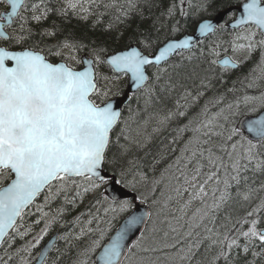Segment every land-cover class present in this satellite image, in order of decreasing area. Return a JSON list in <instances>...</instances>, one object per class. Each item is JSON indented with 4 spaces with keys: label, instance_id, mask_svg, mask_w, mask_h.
Wrapping results in <instances>:
<instances>
[{
    "label": "snow or ice",
    "instance_id": "snow-or-ice-1",
    "mask_svg": "<svg viewBox=\"0 0 264 264\" xmlns=\"http://www.w3.org/2000/svg\"><path fill=\"white\" fill-rule=\"evenodd\" d=\"M179 2V15L187 17L184 0ZM6 3L10 11L0 14V264H59L61 256L50 259L48 255L55 248L54 243L36 256L32 252L67 211L66 205L75 208L77 201L83 202L86 196L108 183L109 177L105 174V168L110 163L107 153L113 144L111 133L121 117V111L114 107V101L106 100L100 106L93 99L107 97L109 91L98 87L101 77L94 71L93 63L109 66L113 72L112 78L116 80L121 75L127 77L129 87L137 92L143 91L145 103L148 104L157 85L161 92L169 93L177 87V83L172 82L169 69L175 71L185 59L190 61L192 55L185 57V52L191 53L200 43L198 37L213 33L214 26L204 21L198 24L193 34H187L181 21L175 19L176 0H171L166 7L165 0H109L108 3H104V0H64L63 7H53L50 0H35L31 4L27 0H6ZM100 7L106 11L114 10L113 21L106 30L123 25L124 30L131 27L132 31L127 38L124 30L118 31L114 37L117 42H124L123 48L114 49L106 55L101 53H107V48L94 50V61L81 58L78 62L87 65L82 71L75 70L65 62H51L42 54L43 50H35L36 45L18 48L28 44L37 34L26 27L29 17L20 15L21 9L25 12L30 10L31 21L40 24L52 14L67 16L69 10L74 14L79 11L83 13L82 18L87 19L93 14V8ZM96 15L101 17L104 13ZM14 18L20 21L18 30L8 35L5 28L13 27ZM134 18H138L139 23L132 27ZM148 21L147 28L140 27V24ZM245 24L250 27L234 38L231 47L233 53L244 51L245 59L257 48L260 49L258 75L253 77L250 72L245 77L249 81L247 87L254 88L258 80L264 79V0H247L242 4V16L233 27ZM55 31L44 29L39 35L51 37ZM161 32H165L163 40ZM257 33L260 37L258 40L255 39ZM86 47L82 42L65 40L50 46L48 51L49 55L61 56V49L74 53ZM219 47L217 44L215 48L208 49L209 68L200 77L202 88L212 87L213 66L218 63L225 71L241 66L230 58L222 61L215 59L219 56ZM53 48L57 50L53 52ZM200 56L205 57L202 48ZM174 57H179V62L170 63ZM68 58L76 59L75 56L64 57L65 60ZM153 68L155 71L150 72ZM165 74L168 77L161 83ZM102 79L107 81L109 77ZM203 95V91H197L192 96L186 90L181 97L186 103L181 105L178 100L176 109L191 107ZM189 96L192 97L190 103ZM221 100L222 97L216 99L215 103L219 104ZM242 100L245 105L254 104L264 108V93L259 96L245 95ZM233 107L229 104L227 111L221 108L208 116L206 103L201 110L205 117L203 120L191 129L185 125L176 130L178 136L189 130L193 132L177 158L179 175L174 177L176 185L171 188L176 197H182L185 193L188 196L178 209L181 215L175 217L177 222L184 218L194 203H199L187 220L188 230L180 239L174 237V242L168 243V231L163 233L162 238L158 237L161 229L154 223L151 229L140 231L136 241L128 243L129 234L134 229L139 230L138 225H145L151 217L152 213L145 212L143 215H132L105 242L115 216L106 221L107 227L101 228V220L89 211L87 215L90 218L81 226L75 239L80 241L85 236L90 239L77 253L73 264H181L191 260L194 249L200 247L201 241L188 243L187 247L177 245L192 237L199 228L207 233L204 239L210 243L205 249L204 258L197 264H220L221 261L223 264H240L241 261L243 264H256V257L264 259V195H259L264 192V181L255 186V175H264V115L243 121L240 126L229 127L231 117L236 115ZM236 108H239V102ZM250 111H256V107ZM185 115V111H169L158 123L166 125L174 117ZM115 144L121 152L127 151V146L119 143V135ZM171 167L173 165H169ZM112 170L115 171L114 166ZM249 172L253 174L252 177L247 175ZM41 195L43 203H36ZM172 199V195L167 197L165 208ZM58 200L62 203L55 214L45 210ZM254 200H258V203L243 216L233 218L231 214L226 215L219 227L215 226L216 213L225 206L235 203L246 209ZM94 201L96 204L101 202L99 197H94ZM145 202L146 198L141 201ZM33 207L35 213L39 214L33 223L43 222L44 227L32 240H26L31 235L32 226L27 224L25 217L34 214L31 211ZM117 207L120 212H126L131 204L123 201ZM117 207L105 208V215L109 211L115 213ZM80 219V216L75 217L76 222ZM206 221L212 223L213 227H208ZM94 222L97 227H89ZM169 230L173 233L179 231L171 222ZM146 232L151 235H146ZM17 239L25 243L14 247ZM98 249L102 250L93 258ZM166 249L176 251L166 253L163 262L159 256L153 255ZM213 250L215 254L209 256ZM56 251L59 252V249ZM248 254L251 260L247 259Z\"/></svg>",
    "mask_w": 264,
    "mask_h": 264
},
{
    "label": "trees",
    "instance_id": "trees-1",
    "mask_svg": "<svg viewBox=\"0 0 264 264\" xmlns=\"http://www.w3.org/2000/svg\"><path fill=\"white\" fill-rule=\"evenodd\" d=\"M245 1L246 0H184L183 8L188 13V16L181 17L179 15V8L181 5L179 0H176L177 15L175 19L181 21V25L186 28L187 34H192L198 23L207 19H212L211 17H214L230 8L238 7ZM108 2L109 0H104V3ZM170 2L171 0H165V7ZM29 3L31 2L29 1ZM156 11L159 12V9ZM100 12H103L104 15L98 17L96 13ZM113 16L114 10L109 9L106 11L103 7L93 8V14L87 19L75 17L70 12L67 14V16H58L55 14L49 15L46 21L36 26L35 33L37 34L33 36L28 44L20 45L18 48H28L32 45H36L35 50H43L42 53L45 54V56L51 62H63L65 56L63 54L61 56L49 55V47L58 45L60 42L65 40L78 41L87 45V47L75 52L77 58L87 55L94 60V50H98L102 47L107 48V53H101V55H106L111 54L114 49L124 47L123 41L117 42L114 39L118 31L124 30L123 25L117 26V28L114 30H106L109 23L113 21ZM138 23V18H134L131 21L132 27H135ZM148 23H150V21L140 24V27L147 28ZM44 29H55V35L51 37L40 36L39 32H42ZM131 31V27L127 30H124L125 38L131 34ZM243 32L244 31L238 33L231 32L223 27L218 30L214 36L202 43L198 49L195 50V52L185 54V57L192 55V59L190 61L185 59L182 62V66L175 71L169 69V73L172 74V82L177 83V87L169 93L161 92L159 85H157L155 94L152 96L151 102L148 104L145 103L146 97L144 92L139 91L132 97V100L128 106L123 109L120 122L112 132L111 138L113 144L107 153V159L110 163L107 164L105 172L112 175L116 181H121L118 184L125 190L135 194L139 201H142L146 198L145 203L151 208L152 212V220L148 226V229H151L155 223V225L161 229V231L157 234V236L161 238L163 237V233L168 231V243L174 242L169 237V222H171L173 227H177L179 230L183 231L187 226V220L191 216L192 211H194L195 208L199 206L198 202L194 203V207L187 211L182 220L177 222L175 219V217H179L181 215L178 209L180 208V205L187 199L181 200L183 196L176 197L175 193L171 191V188L176 185V180L174 177L179 175L176 167V161L177 158L181 156V153L177 152L176 148L174 154L171 155V157H168L169 155L167 156V154L171 152L172 143H175L172 138L168 137L169 134L179 125L181 128L185 125H188L189 129L195 127L201 120L205 118L201 110L204 108L206 103H208L207 114L208 116H211L218 112L221 108H225V110H227V105L229 104H232L234 107H236L237 102H239L240 105V103L243 102L242 98L245 95L259 96L261 93H264V89L258 94L255 92L256 87H247L249 81L245 79V77H247L250 72H252V76L254 77L255 74L253 73L259 69L261 59L259 48H257V50L251 54L249 59H247L245 62H241V66L237 70L225 71L220 70V68H218L216 65L213 66L215 68L214 74L209 73L214 75V79L211 81L212 87L207 89L200 87V77L204 76L206 74L205 70L209 68V64L207 62V60L210 59L207 57L208 49L215 48V46L219 44L220 47L217 49L219 56H232L234 54L231 47L232 42L237 35ZM164 36L165 32H161L160 37L162 40L164 39ZM243 42L244 41L241 43ZM237 43L240 42L237 41ZM201 48L205 53V57L200 56ZM52 50L55 52L57 49L53 48ZM219 56L214 58H221ZM66 60L68 61V59ZM174 61L179 62V57L173 58L170 63ZM96 66L98 67L97 73L99 77L100 74L102 77H104L107 72L109 74L111 73L106 65L98 66L96 64ZM253 69H256V71L253 72ZM149 71L154 72L155 69L153 68ZM167 77L168 74H165L161 80V83H163ZM123 90L124 88H122L119 94H121ZM186 90L191 92L192 96L196 95L197 91H203L204 95L199 99L196 106L191 108L189 107L187 109L183 107L176 109V102L178 100L181 105L186 103L185 100L181 99ZM221 97V102L216 104L215 100ZM190 98L192 97H188V102ZM93 99L99 105L103 103V101L97 97H94ZM253 107H256V111H250V109ZM184 109L185 111L189 110L184 117H181L180 119L169 120L166 125H160L158 123V121L167 115L169 111L176 112ZM262 110H264V108H260L254 104L252 106L243 104L239 113L234 116L233 122L229 127L236 126L237 120L239 118L247 115H256ZM182 118L184 119L181 120ZM190 121L191 124L189 123ZM121 130H123L122 135ZM188 133L193 134V132ZM118 135L119 143L127 146L126 152H121L115 144ZM125 137H127V139H125ZM182 163L183 162H181V167ZM169 165H173V167L169 168ZM113 166L115 167V171L112 170ZM247 175H249V177L253 176L251 172L247 173ZM157 181L159 183H156ZM261 181H264V175L256 174L255 186H257L258 183L260 184ZM233 194H235L234 190ZM169 195H172L173 199L165 208L164 203ZM41 197L43 201V195ZM97 197H99L101 201L99 204H96L94 199H91L90 201H87L86 199V202L77 201V206L75 208H73L71 205H66L65 207L67 208V211L64 212L60 217L61 221L58 223L56 222L49 229V232L51 234L58 232L60 237L64 235L69 237V233L71 231L70 227L73 222H75V217H85L90 211L100 218V216L104 215L105 208L117 207L118 205L105 198V195L102 191H100V195ZM153 201H156V203H153ZM61 203V200L56 201L51 205L50 210L55 211L61 206ZM256 203L257 202H252V204L246 209L240 208L239 205L235 203L225 206L218 213H216L217 219L215 226L219 227V224L224 221V217L226 215L231 214L233 218L235 213L236 216H243L245 212L251 210V207L255 206ZM156 210L159 211V218H156ZM82 213H84V215H81ZM127 214L128 212H124L120 219L115 221V224L111 228L113 231ZM30 217L31 216H29V218ZM27 218L28 216L25 217V219ZM89 218H84V222L86 223ZM30 219L32 222V218ZM206 223L208 224V227H213L212 223L207 221ZM181 225H183V227H181ZM148 233L151 235L150 232ZM196 233H199V235H196ZM171 234L173 235V238L175 237L176 239H180L183 236L181 233ZM206 235L207 233L203 228L196 229L192 237L183 240L181 244L177 245V247H186L188 243L195 244L197 240L201 241L200 247L194 249V254L192 255L191 260L183 261L181 264H197V261H201L204 258L206 245H208L209 242L204 239ZM67 240L64 241V239L59 238L54 251L50 253V259L56 256H61L59 264H73V262L77 259V253L81 250V243L79 241L76 242V240L70 239L67 242L68 245H66L65 242ZM56 249H59V252H57ZM174 251H176V249H166L164 252L155 253L153 255L157 256L165 252ZM213 251L215 252V250ZM62 253L63 255H61ZM247 259H252L250 254L247 255ZM220 264H223V262L221 261ZM240 264H243V261H241ZM256 264H264V259L261 257H256Z\"/></svg>",
    "mask_w": 264,
    "mask_h": 264
},
{
    "label": "rangeland",
    "instance_id": "rangeland-1",
    "mask_svg": "<svg viewBox=\"0 0 264 264\" xmlns=\"http://www.w3.org/2000/svg\"><path fill=\"white\" fill-rule=\"evenodd\" d=\"M2 0H0V2H1ZM30 2H31V0H29ZM29 1H28V4H31V3H29ZM33 2H35V1H33ZM50 2H51V5L53 6V7H63V5H64V0H50ZM240 6V5H239ZM238 6V7H239ZM71 13L72 15H74L75 17H81L82 18V16H83V13H80L79 11H77V13H73L71 10H69L68 11V13ZM92 12H93V9H92ZM22 15H27L28 17H29V22H28V24L26 25V27H30V28H32L33 29V31L35 32L36 31V26L38 25V24H36V23H34V22H32L31 21V15H32V12L29 10V11H27V12H25L24 11V13H22ZM218 15V14H217ZM216 15V16H217ZM90 16V15H89ZM89 16H88V18H89ZM216 16H214L212 19H214ZM228 18H229V20H228ZM211 19V20H212ZM227 19V20H226ZM226 21L227 22H230L231 21V16H227L226 17ZM19 23H20V21L18 20V23H17V28L16 29H14V31H16V30H18V27H19ZM13 31V32H14ZM246 31H244L243 33H245ZM25 34H27V33H25ZM240 43L242 42V41H239ZM61 53L65 56V57H71V56H75L76 57V59H71V58H68V61H71V63L72 64H75V65H79V58H77V55H76V53L74 52H71L69 49H62L61 50ZM236 60H238V61H240V62H245L247 59H245V52L244 51H241V52H237V53H234L233 55H232ZM219 57H221V56H219ZM250 58V57H249ZM248 58V59H249ZM258 73H259V69L255 72V73H253V74H255V76H257L258 75ZM254 76V77H255ZM100 77H101V79H99V81H100V88L101 89H107V90H109L108 91V95H107V97H104V96H100L103 100H108V99H110V98H113V97H115V96H117L118 94H119V92L122 90V88H125L126 87V84H127V80H126V78H123L122 76L120 77V79L119 80H116V79H114V78H112L113 77V75L110 73H106L105 75H104V77H109V80H104V79H102L103 77H102V75L100 74ZM257 87H264V79H261V80H258L257 81ZM195 96V95H194ZM202 97V96H201ZM201 97H199V99L201 98ZM199 99H198V101H199ZM198 101L195 103V105L193 104L191 107H193V106H196L197 104H198ZM191 102V98H190V100H189V103ZM253 104H249V106H252ZM243 105H240L239 106V108L237 109L236 107H233V111H236V115L239 113V111H240V109H241V107H242ZM190 107V108H191ZM180 111H185V109L184 110H180ZM189 110H186L185 112L187 113ZM227 111V110H226ZM235 115V116H236ZM181 117H179V116H177V117H174L173 119H180ZM173 119H171V120H173ZM184 118H182L181 120H183ZM233 119H234V116L233 117H231V123L233 122ZM221 122H223V121H221ZM228 126H230V124L228 125ZM179 128H181V126L179 125L178 127H176V128H174V130L169 134V138H172L173 139V141L175 142V143H172V146H171V152H169L168 154H167V156L168 157H171V155H173L174 154V152H175V150H176V148H177V152H180L181 153V149L184 147V144H185V142L189 139V138H191L192 136H193V134H189L188 132H192V131H188L187 133L186 132H184V133H182V134H180L179 136L177 135V129H179ZM186 133V134H185ZM182 154V153H181ZM258 185H259V183H258ZM257 185V186H258ZM100 191H102V186L96 191V192H94V193H91V194H89L88 196H86L84 199H83V201L84 202H86L85 200L87 199V201H90L91 199H94V197H97L98 195H100ZM150 195V194H149ZM259 195H264V192H262V193H260ZM188 198V196H187V193H185L184 195H183V198H181V200H185V199H187ZM253 202H257L258 203V200H254ZM130 204H132V203H130ZM194 207V204L192 205V207L190 208V209H192ZM131 209H132V207H130V208H128V210L126 211V212H129V211H131ZM46 211H49L51 214H55V211H52V210H47L46 209ZM158 210H156V213H157V216H156V218H159V215H158ZM124 212H120L119 211V209H118V207H117V211L115 212V213H113V212H111V211H109V213L107 214V216L105 215V213H104V215H102V217H100L99 219L101 220V223H105L108 219H110V218H112L113 216H115V218L116 219H119L120 217H121V215L123 214ZM236 217V213H235V216H234V218ZM84 218H89V216L88 215H86L85 217H82L81 219H80V221L79 222H73V224L71 225V231H70V233H69V237H67V239H64V241L65 240H67L65 243H66V245H68V241L70 240V239H73V240H76L75 239V236L77 235V234H79V232H80V228H81V226L83 225V224H85V222H84ZM100 223V224H101ZM68 224V223H67ZM95 226H97V224L94 222L93 224H91V225H89V227H92V228H95ZM188 230V225L185 227V229L181 232V235H183V233L184 232H186ZM75 231V232H74ZM74 232V233H73ZM73 233V234H72ZM171 233H173V232H171L170 231V234H169V237L172 239V241H174V239H173V235L171 234ZM148 235H149V233H147ZM64 236H66V235H64ZM161 238V237H160ZM77 241V240H76ZM64 243V244H65ZM209 243L210 242H208V245H209ZM208 245H206V248L208 247ZM175 252V251H174ZM166 253H171V252H165V253H162V254H159V255H157V256H159L160 257V260H161V262H163V260H164V256H165V254ZM215 254V252L213 251V252H211V253H209V256H211V255H214Z\"/></svg>",
    "mask_w": 264,
    "mask_h": 264
},
{
    "label": "water",
    "instance_id": "water-1",
    "mask_svg": "<svg viewBox=\"0 0 264 264\" xmlns=\"http://www.w3.org/2000/svg\"><path fill=\"white\" fill-rule=\"evenodd\" d=\"M245 2H247V0ZM233 12L235 13V17H234V20L231 21V22H229V24L227 25V28L228 29L238 30V29H241L243 27L249 26V25L245 24L243 26L233 27V25H235V23H236V20L239 19L242 16V5H240L239 7L230 8V9L224 11V12L219 13L212 20H207V21H209V22H211L213 24V26H214V32L208 34L205 37H198L199 41L201 42L204 39H207L212 34H214L215 31L218 29V27L224 23L226 17L228 15H230L231 13H233ZM197 28H198V26H197ZM197 28H196V30H197ZM84 59L90 60L88 57H84ZM9 66H11V64H9ZM85 67H87V65L83 63L82 69L77 70V71H82ZM92 67L94 69V65H92ZM137 93L138 92L134 88H130L129 87V80H128V85H127V88L125 89V92L123 93V95L121 97H118V98H115V99L112 100V101L115 102L114 103V107L117 108L118 110H120L121 113H122V109L124 107H126L128 105V103H130L132 96L135 95V94H137ZM100 106H103V105H100ZM261 115H264V110L262 112H260L259 114L255 115V116H244V117H242V118L239 119V121L237 123V126H240L241 125V122H243V121L258 119ZM248 135L251 136V134H248ZM105 174L109 177V181H108V183H107V185L105 187L104 193L106 194V197L109 200H111L113 202H118V201H122V200H133L134 201V207H133L132 212L125 219L122 220V222L118 226L117 230L120 229L123 226V224L125 223V221L128 218H130L132 215H143L145 212H150L149 208L146 206L145 203H141V202H137L136 201V196L133 193H130V192H128V191L120 188L117 185L116 179L112 175L108 174L107 172H105ZM113 198H115V199H113ZM150 219H151V217L147 219L145 225H138V229L139 230H135L134 229L133 232L129 234L130 235V239H129L128 243H132V242H134V241H136L138 239V237L140 235V231H145V229L147 228V226H148V224L150 222ZM116 231L114 232V234L112 236L115 235ZM56 239H57V236H54L42 248L41 252L44 251L45 249H47L49 247V244L50 243H54L55 244L56 243ZM50 252L51 251H49V253ZM49 253H48V255H49Z\"/></svg>",
    "mask_w": 264,
    "mask_h": 264
},
{
    "label": "flooded vegetation",
    "instance_id": "flooded-vegetation-1",
    "mask_svg": "<svg viewBox=\"0 0 264 264\" xmlns=\"http://www.w3.org/2000/svg\"><path fill=\"white\" fill-rule=\"evenodd\" d=\"M29 0H27V3H28ZM10 10V7L7 5L6 3V0H2L0 2V14H3V13H6ZM24 13V12H23ZM17 23H18V19H15L13 21V27H6L5 30H6V33H8L9 35H12L13 34V31L14 29L17 28ZM36 203H39V204H42L43 201H42V197L38 198V200L36 201ZM55 208V207H54ZM46 210V209H45ZM47 210H50V209H47ZM34 214L31 215L30 218H32V222H31V219L28 218L26 219L27 221V224L28 225H31L32 226V232H31V235H29L28 237H26V240H32L34 236L38 235L41 231V229L44 227V223L41 222L39 224H34L33 222L35 220H37L39 218V214L38 213H35V208L33 207L32 210H31ZM56 211V210H55ZM61 219L59 218L57 223L60 222ZM48 235H51L50 233ZM48 235L44 236V239L40 242L39 244V247L36 249V252H35V249L33 250L32 252V255L33 256H36L37 253L40 252V249L41 247L47 242V240L50 238ZM48 236V237H47ZM89 239L90 237L89 236H85L83 237L79 242L81 243V249L89 242ZM77 242V241H76ZM23 243H25V241H22V240H19L17 239L14 247H19L20 245H22ZM99 250H97V252L94 254L93 258H95L96 254L98 253ZM72 255V254H71Z\"/></svg>",
    "mask_w": 264,
    "mask_h": 264
},
{
    "label": "bare ground",
    "instance_id": "bare-ground-1",
    "mask_svg": "<svg viewBox=\"0 0 264 264\" xmlns=\"http://www.w3.org/2000/svg\"><path fill=\"white\" fill-rule=\"evenodd\" d=\"M189 2V1H188ZM179 6V5H178ZM198 11V10H197ZM203 11V10H202ZM207 12V11H206ZM216 14V13H215ZM211 18H213V17H211ZM227 20V19H226ZM228 20H229V18H228ZM199 24V23H198ZM197 24V25H198ZM196 28V27H195ZM206 48V47H205ZM79 54V53H78ZM178 121V120H177ZM177 123V122H176ZM180 123V122H179ZM158 149V148H157ZM99 211V210H98ZM232 216V215H231Z\"/></svg>",
    "mask_w": 264,
    "mask_h": 264
}]
</instances>
